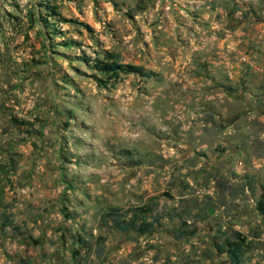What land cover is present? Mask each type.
Listing matches in <instances>:
<instances>
[{
  "label": "rangeland",
  "instance_id": "obj_1",
  "mask_svg": "<svg viewBox=\"0 0 264 264\" xmlns=\"http://www.w3.org/2000/svg\"><path fill=\"white\" fill-rule=\"evenodd\" d=\"M263 195L264 0H0V264H264Z\"/></svg>",
  "mask_w": 264,
  "mask_h": 264
},
{
  "label": "trees",
  "instance_id": "obj_2",
  "mask_svg": "<svg viewBox=\"0 0 264 264\" xmlns=\"http://www.w3.org/2000/svg\"><path fill=\"white\" fill-rule=\"evenodd\" d=\"M96 69L105 77V79L100 82H109L112 80H120L121 75H130L132 73H141L142 70L138 67L131 65H123L118 62V59L113 55L109 54L105 61H98L96 64ZM259 211L264 216V195L259 204ZM117 227L124 228L125 230H134L136 229V223L134 220L119 221L116 222ZM153 229V224L148 222L145 218L141 223L139 231L142 233H148ZM235 240H227L225 244L218 246V250L221 253H226L233 264H240V259L244 254L245 249L250 248V243L247 242V239L242 234L235 232Z\"/></svg>",
  "mask_w": 264,
  "mask_h": 264
}]
</instances>
